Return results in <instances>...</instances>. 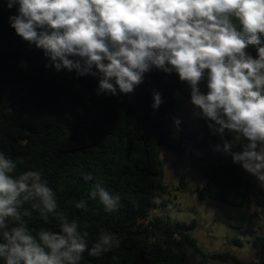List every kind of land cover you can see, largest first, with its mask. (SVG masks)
Masks as SVG:
<instances>
[{"label":"clouds","instance_id":"9594fccd","mask_svg":"<svg viewBox=\"0 0 264 264\" xmlns=\"http://www.w3.org/2000/svg\"><path fill=\"white\" fill-rule=\"evenodd\" d=\"M17 13L10 27L43 51L45 67L98 78L97 94H133L154 69L175 73L190 88L192 114L220 137L215 150L264 187V0H6ZM255 49L253 55L249 49ZM207 91H201V85ZM154 111L165 103L152 92ZM178 127L180 118L174 117ZM231 139H225V135ZM239 145L240 151H233ZM0 150V261L2 264H81L121 241L102 230L89 247L87 225L69 219L42 171L18 170ZM85 182L93 181L81 174ZM92 200L106 212L120 196L92 183ZM27 205V207H26ZM85 209L84 200L75 203ZM37 212L59 230L32 227Z\"/></svg>","mask_w":264,"mask_h":264},{"label":"trees","instance_id":"16d2710c","mask_svg":"<svg viewBox=\"0 0 264 264\" xmlns=\"http://www.w3.org/2000/svg\"><path fill=\"white\" fill-rule=\"evenodd\" d=\"M16 13L17 6L9 9L6 0H0V150L18 160V170L42 171L57 193L60 209L81 227L87 225L89 247L102 230L120 239L119 248L100 257L85 252L81 264H207L209 259L264 264V258L245 261L229 253L202 251L189 233L195 223L172 224L166 210L150 217L157 200L168 192L164 149L183 155L189 142L201 153L191 159L192 165L206 177L197 190L201 201L264 207V190L230 155L215 150L221 140L210 133L205 120L201 136L191 135L175 97L177 91L185 93L187 84L175 73L154 69L133 94L98 95L97 77L45 67L50 60L43 51L10 27L9 17ZM249 51L255 55V49ZM21 60L30 65L27 71L19 66ZM153 90L165 101L156 111L151 107ZM174 117L181 120L178 127ZM233 151H240L239 145ZM82 173L94 180L85 182ZM95 182L120 196L118 211L106 212L98 199L90 198ZM80 200L86 202L85 209L75 207ZM162 204L165 209L171 206L166 200ZM29 223L59 230L51 216L45 223L35 211ZM254 247L264 251V235L256 238Z\"/></svg>","mask_w":264,"mask_h":264},{"label":"rangeland","instance_id":"374dc122","mask_svg":"<svg viewBox=\"0 0 264 264\" xmlns=\"http://www.w3.org/2000/svg\"><path fill=\"white\" fill-rule=\"evenodd\" d=\"M27 70L30 65L26 63ZM187 91V89H186ZM179 106L185 107L183 118L189 125L190 133L193 137L201 136V123L195 121V117L186 113L188 110L187 99L179 93L177 96ZM166 156H172L168 152ZM175 160L184 159L188 161V167L179 170L180 176L174 179L168 173L165 179L168 192L165 199L157 200L156 209L152 210L150 217H156L166 210L172 224L181 226H190L193 222L195 227L189 230L192 237L197 240L198 247L208 253H229L238 258H257V250L254 247V241L258 236L264 235V228L259 227L236 229L232 227L230 218L222 210L204 203L198 197L196 188L204 178V171L199 167H193L192 158L200 157L201 153L193 145L183 154H174ZM172 156V159H173ZM196 172L201 178H195ZM185 176V180L184 176ZM170 201L171 206L163 210V202ZM240 241L241 243H239ZM191 258L194 251L189 250Z\"/></svg>","mask_w":264,"mask_h":264},{"label":"crops","instance_id":"0c3cea01","mask_svg":"<svg viewBox=\"0 0 264 264\" xmlns=\"http://www.w3.org/2000/svg\"><path fill=\"white\" fill-rule=\"evenodd\" d=\"M186 89H187V91H186ZM201 91H203V92L207 91L205 85H203V84L201 85ZM179 93L182 94L185 97L184 99H187V101H188L187 102L188 110L186 111V113L188 115H190V116H193V114H192V111H193L192 110V106L189 103V101H190V88H189V86L186 85L185 93H181V92H178V91L175 93V97L177 99V111H178L180 116L181 115L183 116V113L185 111V107L179 106V101H178V98H177ZM193 117H195V116H193ZM202 120H204V119L195 117V121H198V122L201 123ZM190 145H192V142H189L186 152L189 150V146ZM167 152L169 154H172V156L174 154H176V153H174L173 151H171V150H169L167 148L164 149V151H163V153L161 155L162 160L164 162V166H165L164 178H166V176L169 173V175L171 177H173L174 179H178L179 176H180L179 175L180 174L179 170L188 167L189 163H188L187 160L185 161L183 158L179 159V160H175L174 156H173V159H172V156H166L165 157V153H167ZM193 176L195 178H198V177L201 178L200 175H198L196 172L193 173ZM251 177L255 181L256 185L259 188L264 190V187H262L260 185V183L258 182L257 178L255 176H253V175H251ZM183 180H185V176H184ZM205 183H206V177L204 175V178L201 180L200 185H198L196 190H198L199 188H202L205 185ZM203 202L204 203H208L210 206L215 207L216 209H219V210H222L223 212H225V214L231 220L232 227H234L236 229H247V228H250V227H252V229L256 228V227H259L260 229L264 228V207H260V206H258L256 204L252 205L250 208L234 207V206H230V205H227L225 203H222V202H219V201H215V200H210V199L204 200ZM162 207H163V210H165V207L164 206H162ZM256 250H257V258L256 259H254V260L251 259V258H248V259L241 258V259L245 260V261H259L261 258H264V251L262 249H260V248H256ZM214 253H217V252H214ZM207 264H234V263L232 261H220V260H215V259H209Z\"/></svg>","mask_w":264,"mask_h":264},{"label":"water","instance_id":"95a60500","mask_svg":"<svg viewBox=\"0 0 264 264\" xmlns=\"http://www.w3.org/2000/svg\"><path fill=\"white\" fill-rule=\"evenodd\" d=\"M26 61L25 60H21L20 63H19V66L24 70V71H27V68H26Z\"/></svg>","mask_w":264,"mask_h":264}]
</instances>
